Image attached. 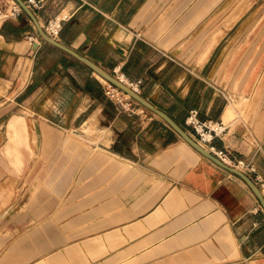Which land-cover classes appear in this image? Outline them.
Wrapping results in <instances>:
<instances>
[{
  "label": "crops",
  "instance_id": "0c3cea01",
  "mask_svg": "<svg viewBox=\"0 0 264 264\" xmlns=\"http://www.w3.org/2000/svg\"><path fill=\"white\" fill-rule=\"evenodd\" d=\"M38 1L42 28L60 18L57 42L140 80L194 140L189 110L222 124L215 148L264 180V35L220 46L236 9L220 23L223 0ZM103 82L24 10L0 21V264H264V212L246 182L155 113L109 100ZM70 132L85 146H61Z\"/></svg>",
  "mask_w": 264,
  "mask_h": 264
},
{
  "label": "rangeland",
  "instance_id": "374dc122",
  "mask_svg": "<svg viewBox=\"0 0 264 264\" xmlns=\"http://www.w3.org/2000/svg\"><path fill=\"white\" fill-rule=\"evenodd\" d=\"M6 1L8 2L7 5H4V3L0 1V11H2L3 13L7 12V14H9L7 9L10 10L12 0H6ZM227 3H229L228 6H227ZM234 9H236V15L239 16L234 22H236L237 20L238 22L236 23L235 27L232 29L229 39L227 40V38H224L220 46H223L224 43H226V45L229 44L228 45L229 47H234V48L237 47L240 49L242 47H245L247 49L248 48L251 49V48L256 47V45H260L259 44L260 37L264 35V0H223L221 1L219 5V10H217L220 14V23L224 20V18H226L228 13ZM226 30L227 28L224 29V32ZM233 33L234 34L236 33L237 36L233 37ZM231 36L233 37L232 39H231ZM230 39H231V42L229 43ZM244 56H235V57L236 58L238 57L237 59L239 58L241 59ZM230 58H231V55L227 57V60ZM109 74L113 75L116 78L119 72L118 73L113 72ZM108 83L109 82L104 80L103 84H104L105 89ZM112 86L118 90V96L122 99L123 104L125 105L126 103H129L128 109L123 108L124 110H130L133 107H137L139 109L144 110V112H150V110L138 104L136 101H134L124 92H122L120 89H118L114 85ZM138 89H140V86L138 87ZM137 93L140 94V92H137ZM109 100L114 102L113 99L109 98ZM18 121L16 122V124L14 123L15 124L14 128L16 127L20 129L23 128V130L25 131V128H26L25 121L24 120H21L19 122ZM21 137H22L21 143L25 144L26 146H29L30 144H34V145L36 144L37 136L29 135L25 133ZM7 138H8V135H6L5 133V128L1 126L0 127V146H4ZM68 144H70L71 146H85L83 137L78 134H75L74 132L73 133L70 132L67 135L64 141V144L61 146H68ZM50 145H51V138L46 141L45 146H50Z\"/></svg>",
  "mask_w": 264,
  "mask_h": 264
},
{
  "label": "built area",
  "instance_id": "2783aa9c",
  "mask_svg": "<svg viewBox=\"0 0 264 264\" xmlns=\"http://www.w3.org/2000/svg\"><path fill=\"white\" fill-rule=\"evenodd\" d=\"M23 2L30 9H36V8H39L40 6V3L38 0H23ZM8 12L9 14H7V12L4 13L5 16L2 17V21L8 17L18 16L22 12V8L15 1H12L10 10ZM55 19L56 17L48 21L47 24L43 26L44 32L51 38H55L57 36L59 25H60V24H58L57 26L51 25V22H53ZM28 40L30 43H32L33 41H35V38L30 36ZM140 83L141 81L137 80L135 82L134 81L130 82L128 86L134 91L139 92L138 87ZM133 84L135 86V89L133 88ZM105 94L108 98L113 99L116 104H119L121 108L128 109L129 103H126L124 105L122 102V99L118 96V90L109 83L107 84V87L105 89ZM184 124L185 126L189 127L192 130L193 136L195 137V140L199 145H201L209 153L213 154L221 162L227 165H231V159L229 157L228 151L223 150V149H216L215 145L213 144L214 138L219 136L224 130V127L222 126V124L218 122L200 120L198 117L197 109H191L188 111L187 116L184 119ZM236 164L240 166H244L251 171H254L253 166L248 165V164L245 165L242 160H237ZM255 183H256L257 188L261 192H264V180L260 176L255 177Z\"/></svg>",
  "mask_w": 264,
  "mask_h": 264
},
{
  "label": "water",
  "instance_id": "95a60500",
  "mask_svg": "<svg viewBox=\"0 0 264 264\" xmlns=\"http://www.w3.org/2000/svg\"><path fill=\"white\" fill-rule=\"evenodd\" d=\"M21 8L24 10L31 20L33 21L36 30L38 34L48 43L60 48L61 50L67 52L68 54L72 55L82 63H84L87 67H89L93 72L104 78L109 84L114 85L118 89H120L122 92L127 94L130 98H132L134 101H136L138 104L142 105L146 109L150 110L151 112L158 115L160 118H162L183 140H185L190 146L195 148L198 152L201 154L207 156L211 160L215 161L225 169L229 170L230 172L238 175L240 178H242L246 184L249 186V188L253 191L255 196L260 202V205L264 212V196L260 192V190L257 188L255 183L242 171L231 167L223 162H221L219 159H217L213 154L209 153L206 149H204L201 145H199L185 130H183L171 117H169L165 112L158 109L157 107L153 106L151 103H149L146 99H144L139 93L131 89L129 86L125 85L121 81H119L117 78H115L113 75L109 74L108 72L104 71L102 68H100L97 64L92 62L91 60L87 59L84 56H81L74 50L64 46L63 44L57 42L54 38H51L48 36L42 26L38 23L36 20L34 14L29 9V7L23 2V0H14Z\"/></svg>",
  "mask_w": 264,
  "mask_h": 264
},
{
  "label": "bare ground",
  "instance_id": "6f19581e",
  "mask_svg": "<svg viewBox=\"0 0 264 264\" xmlns=\"http://www.w3.org/2000/svg\"><path fill=\"white\" fill-rule=\"evenodd\" d=\"M9 11V9L7 10ZM5 16V14L0 11V21H2V17ZM60 18H56L53 22H51L52 26H57L59 24ZM98 75V74H97ZM99 76V75H98ZM101 77V76H100ZM102 78V77H101ZM119 81H121L122 83H124L125 85L128 86V84L130 83L129 81H127L123 76L121 75H117L116 77ZM103 80H105L104 78H102ZM106 81V80H105ZM133 88L135 89V86L133 84ZM127 95V94H126ZM231 108L230 104L227 105L226 111H228ZM18 120V119H17ZM19 122V121H18ZM16 124V123H15ZM12 128V127H11ZM19 133V132H18ZM34 138V137H33ZM75 140V139H74Z\"/></svg>",
  "mask_w": 264,
  "mask_h": 264
}]
</instances>
